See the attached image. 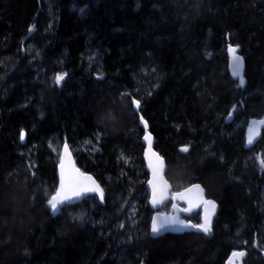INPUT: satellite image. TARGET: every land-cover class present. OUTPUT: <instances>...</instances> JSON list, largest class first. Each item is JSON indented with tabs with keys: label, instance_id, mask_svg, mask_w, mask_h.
<instances>
[{
	"label": "trees",
	"instance_id": "16d2710c",
	"mask_svg": "<svg viewBox=\"0 0 264 264\" xmlns=\"http://www.w3.org/2000/svg\"><path fill=\"white\" fill-rule=\"evenodd\" d=\"M132 98L172 190L199 183L218 204L207 233L150 235ZM251 119L264 121V0H0V264H225L241 250L264 264ZM64 144L104 198L53 214Z\"/></svg>",
	"mask_w": 264,
	"mask_h": 264
},
{
	"label": "water",
	"instance_id": "95a60500",
	"mask_svg": "<svg viewBox=\"0 0 264 264\" xmlns=\"http://www.w3.org/2000/svg\"><path fill=\"white\" fill-rule=\"evenodd\" d=\"M234 55L238 56L236 54V52L234 53ZM228 58H229V68L232 69L230 65H231L232 60H233V54H230L229 50H228ZM242 63H243V61H242ZM134 107H135V110H138L140 108V105H139V108H136L135 105H134ZM229 119H230V117H228L227 120H229ZM140 126L144 131L143 143L145 145V149H144L142 159H143V162L145 165V169L149 174V179L147 182V186H148V190H149L148 206L152 211H154V214L152 215V219H151V223H150V235L153 238H156V237L162 236L164 234H181L184 232H199L200 231L199 227H191V225H195V224L193 222L188 221L185 218H183V217H188L191 214H193L199 210L201 212V218H200L201 225L205 223V219L207 218L208 226L209 227L212 226L213 221L215 220L216 215L218 213V209H219L218 204L214 200H212L210 198L208 199L206 197L205 189L199 183H195L193 185H190L181 191L172 192V188L170 186V183L165 178V171H166L165 161L159 155V153L154 149V137L149 132L148 124L143 119H140ZM250 128L252 129L251 133L249 131ZM261 128H262V124L260 123V121H257L254 119L249 121V129H248L247 135H246V144L248 146H253L258 141L260 133H261ZM146 135L149 137V139H145ZM250 135L253 137L251 144H249V142H248ZM65 146H67V145L65 144L62 147V151H61V155H60V159H59L58 188H57L56 193L54 194V195H57V193L59 192L60 193L59 199H61L64 202L58 204V206H62L64 204L72 205V204L77 203V202L81 201L82 199H84L88 196H92V195H95L98 198L103 199V198H101V195H100V193L101 192L103 193V191H102V188L100 187V185L98 184V182L95 180V178L93 176H91L88 173H83L76 166L75 159H74L70 149L67 146V151H65ZM182 152H186V151H182ZM62 162H63V166H64L63 170L65 173V183H66V187H65L64 191H61V163ZM154 170L157 172V175L155 177H154ZM69 175L76 177L74 187L79 189V192H80L79 195H77L74 191H72L71 189H69L67 187V178ZM88 177H90L91 179L90 180L86 179ZM161 181L167 184V191L165 192L164 198L162 200L160 199L159 194H158L157 203L155 205H153V202H152L153 201V186H152V183H150V182H153L159 186ZM196 185L200 186L199 192L194 190L191 193H187V195L183 199H181V198L173 199V197L177 193H186L187 189H194V186H196ZM88 188H96L98 190L97 191H88L87 190ZM65 195L70 197V199H65ZM103 197H104V193H103ZM207 201H211L212 204L215 205V207L213 208L212 204L206 203ZM168 202H171L172 213L157 211L165 203H168ZM173 204L176 205V208H173ZM58 206H57V210L53 213L58 212ZM153 217L158 218V223L160 222V220L164 219L165 217H168V218L175 217L178 220L183 221L184 223L182 225L179 223H170V224L166 225V230H162L158 234L153 235L152 230H151ZM197 226H199V225H197ZM240 252L244 253V255L242 257L238 256V255L237 256L233 255V253H240ZM233 253L229 255L225 264H242V260L244 259L246 252L245 251H235Z\"/></svg>",
	"mask_w": 264,
	"mask_h": 264
},
{
	"label": "snow or ice",
	"instance_id": "6c2138e0",
	"mask_svg": "<svg viewBox=\"0 0 264 264\" xmlns=\"http://www.w3.org/2000/svg\"><path fill=\"white\" fill-rule=\"evenodd\" d=\"M229 53L230 54H233V60H232V63H231V68H232V71H233V75L234 76H238L241 72V67H242V59L239 57V56H235L234 53L236 52V49L235 48H232V47H229ZM56 79V83L59 84L60 81L63 79V76L61 75H57V77L55 78ZM244 81H243V78L240 79V85H243ZM132 104L136 106V108H139V104L140 102L138 100H132ZM261 124H264V121H261L260 122ZM250 133L252 131V129L250 128ZM21 139H23V133H21ZM145 139H149V137L146 135L145 136ZM252 139L253 137L250 135L249 136V144L252 143ZM65 151H67V146H65ZM181 151H187V148H182ZM64 166H63V162L61 163V191H64L65 187H66V183H65V173H64ZM157 175V172L154 170V177ZM86 179H91L90 177L86 178ZM76 181V177L72 176V175H69L68 178H67V187L69 189H71L72 191H74L77 195L80 194L79 192V189L75 188L74 187V183ZM152 183V186H153V205H155L157 203V196L159 194V197L160 199L162 200L164 198V194L165 192L167 191V184L164 183V182H160L159 186L153 182H150ZM88 191H97L98 189L96 188H88L87 189ZM197 191L199 192L200 191V186L199 185H196L194 186V189H187L186 190V193H177L173 199H176V198H181L183 199L187 193H191L192 191ZM101 195V198H103V193L101 192L100 193ZM60 197V193L58 192L57 195H54L51 197V199L48 201V204L51 206L53 212H55L57 210V206L58 204L60 203H63L64 201H62L61 199H59ZM65 199H70V197H68L67 195H65ZM206 203L208 204H212L211 201H207ZM212 207L214 208L215 205L212 204ZM173 208H176V205L173 204ZM170 223H179V224H183L184 222L181 221V220H178L177 218L175 217H171V218H168V217H165L164 219L160 220V222L158 223V218L157 217H153V222H152V233L153 235H156L158 234L160 231L162 230H166V225L170 224ZM191 227H199L200 230L204 231L205 233H207L210 229H209V226H208V220L207 218L205 219V223L202 224V225H191ZM234 256H243L244 253L243 252H240V253H233Z\"/></svg>",
	"mask_w": 264,
	"mask_h": 264
},
{
	"label": "bare ground",
	"instance_id": "6f19581e",
	"mask_svg": "<svg viewBox=\"0 0 264 264\" xmlns=\"http://www.w3.org/2000/svg\"><path fill=\"white\" fill-rule=\"evenodd\" d=\"M132 100H138V99H136V98H132ZM139 101V100H138ZM140 102V101H139ZM140 108H141V102H140ZM133 108H134V111H136L138 114H139V111H140V108L138 109V110H135V107H134V105H133ZM140 119H143L144 121H146L142 116H141V114H139V123H140ZM147 123V122H146ZM149 126V125H148ZM143 137H144V133L142 134V142H143ZM61 153V152H60ZM143 153H144V151H143ZM142 156H143V154H142ZM92 176V175H91ZM96 180V179H95ZM42 185V184H41ZM57 188H58V165H57ZM57 188H56V191H57ZM137 188V187H136ZM56 191H55V193H56ZM54 193V194H55ZM53 194V195H54ZM53 195H51V197L53 196ZM41 196V195H40ZM51 197H50V199H51ZM49 199V200H50ZM43 201V200H42ZM147 202H148V199H147ZM41 205V204H40ZM49 205V204H48ZM64 205H66V206H69V205H67V204H64ZM64 205H62V206H64ZM73 205V204H72ZM62 206H58V211H59V207H62ZM49 207H50V205H49ZM50 209H51V207H50ZM124 210V209H123ZM51 211H52V209H51ZM52 213H53V211H52ZM57 213V212H56ZM56 213H53V214H56ZM121 213V212H120ZM78 216L77 217H81L82 216V214L81 213H78L77 214ZM120 217V216H119ZM64 221H66V220H64ZM50 224V223H49ZM67 224V223H66ZM58 225V224H57ZM69 225V224H68ZM50 226V225H49ZM67 226V225H66ZM138 226V225H137ZM144 233V232H143ZM139 234V233H138Z\"/></svg>",
	"mask_w": 264,
	"mask_h": 264
},
{
	"label": "rangeland",
	"instance_id": "374dc122",
	"mask_svg": "<svg viewBox=\"0 0 264 264\" xmlns=\"http://www.w3.org/2000/svg\"><path fill=\"white\" fill-rule=\"evenodd\" d=\"M228 59H229V58H228ZM241 68H242V67H241ZM230 70L232 71V69H230ZM51 86H53V85H52V82H51ZM236 126H237V125H236ZM247 128H248V124H247ZM247 128H246V129H247ZM245 138H246V137H245Z\"/></svg>",
	"mask_w": 264,
	"mask_h": 264
}]
</instances>
